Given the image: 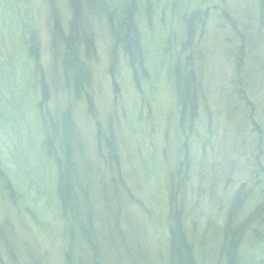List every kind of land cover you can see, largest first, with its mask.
I'll list each match as a JSON object with an SVG mask.
<instances>
[{
  "label": "rangeland",
  "instance_id": "rangeland-1",
  "mask_svg": "<svg viewBox=\"0 0 264 264\" xmlns=\"http://www.w3.org/2000/svg\"><path fill=\"white\" fill-rule=\"evenodd\" d=\"M51 2L55 3L54 11L57 13L48 11ZM82 3L83 27L86 28L89 36L93 37L96 49V55L91 60L92 82H90L95 108L99 113L98 116L105 120L111 115L110 109L117 95L116 108L120 111L123 109L121 114L123 119L120 117V120L122 119V127L127 138L125 152H130L129 158H125L127 162L123 161L126 162L123 171L128 177L127 180L129 179L133 185L143 184L144 190L138 191L143 198L149 194L148 192L154 193L155 197H158L157 193L161 196L166 193L169 188V183L166 184L167 161L172 165V169L183 156L187 155L193 167L195 160H200L202 157L206 165L205 174L209 171L211 177L215 169L209 164V159L216 153L222 155V152L233 154L234 157L235 152L231 149L234 143L240 146V154L243 156L248 146L256 150L261 142L263 157L264 18H262L260 1L82 0ZM70 5V0H0V157L5 177L12 187V189L11 187L6 190L0 189V219L7 217L13 231L21 237L19 240L23 242L22 246L25 243L29 245L30 240L32 244L36 241L43 254L45 250L59 246L53 239L54 233L51 230L60 227L59 222L62 221L61 210L58 208L55 213L57 208L55 203L61 198L56 191L58 161L57 158L47 161L39 156L40 151H45L44 148L43 150L40 148L42 144L39 136H36L37 130H34V128L38 129L39 125L37 117L33 115V107L35 105L34 108L37 109L39 99L37 104L33 105L34 95L28 93L27 96L23 92L22 84L32 92L36 87L30 82L29 76L27 79L24 78L28 62H23V59L27 56L28 48L21 43L20 36L23 37L22 32L27 31L28 28L36 33L39 42L38 60L43 66L40 69L43 75L46 73L41 81L51 85L50 71L57 75L56 79L61 75L62 70L59 65L52 66L55 52L49 47L48 36L51 28L48 22H51L52 13V15L58 14L52 16L54 23L58 22L56 19L59 17L63 25L66 24L70 20L69 14L72 13ZM191 12L192 15L189 17ZM127 13L133 16L140 37L139 47L143 52V58L132 62L123 52V45L116 47L112 44V32L116 31L114 23L126 17ZM224 13L229 15L233 25L223 23L221 16ZM191 21L195 22L193 26L196 27V30L193 28L196 42L192 43V46L198 45L199 48L200 55L196 57V67L202 64L203 72L200 78L204 96L197 100L198 115L194 120L196 132H189L187 148L183 149L178 147V143L173 142L176 140L175 127L178 116L171 108L174 86L171 89L169 78L172 76V63L177 62L178 59L179 62L186 60L188 56L189 49L183 43L185 38L183 36L185 26ZM24 25L28 27L24 28ZM85 46L82 41L79 46L82 56L86 51ZM60 49L64 51L59 45V51ZM114 49L117 51L114 52ZM240 49L246 50L247 60L243 71L238 75L235 73V59ZM62 55H59L62 60L58 61L64 62L65 57ZM21 56L23 57L20 58ZM18 58L22 63H19ZM11 63L15 64L12 70ZM9 78L17 84L13 87L14 103L8 102L5 97L8 95L11 99L8 94L12 90ZM238 80H244L245 86H248L245 94H249L253 102L252 111L241 99L233 100L230 97V94L238 93L240 84ZM235 101L238 103L237 112L233 109L237 107ZM51 105H49L50 112L54 113L56 107ZM73 116L80 125V133L85 143L91 131L89 129H92L93 117L81 108V103L73 110ZM235 124L241 125L235 126ZM208 136L211 137V141L202 146L203 140ZM174 144L175 146H172ZM139 154L142 157H139ZM164 157H167L166 160H163ZM50 158L53 156L50 155ZM235 158L238 160L233 164L215 162L216 172L222 175L219 172L222 171L227 175L232 171V175L235 173L239 182L241 179L246 180L249 176V165H244L237 156ZM262 160L264 161V158ZM193 170L197 175L203 172L199 169ZM242 175L246 177L243 178ZM204 184L208 190L209 180ZM232 186L236 188L237 183ZM13 190L16 192L12 197ZM215 192L219 196L218 200L221 199L224 193L223 183ZM78 198L81 199L79 191L75 193V202L69 204V207L74 206L72 210L75 213L81 212L77 207L80 201ZM250 198L255 199L254 194ZM204 207L205 205L201 203L198 223L205 222L211 215L206 213ZM63 208L65 214L67 206L63 205ZM162 208H164L163 203ZM161 212L155 214L161 216L163 214ZM56 236H58L57 231Z\"/></svg>",
  "mask_w": 264,
  "mask_h": 264
},
{
  "label": "trees",
  "instance_id": "trees-1",
  "mask_svg": "<svg viewBox=\"0 0 264 264\" xmlns=\"http://www.w3.org/2000/svg\"><path fill=\"white\" fill-rule=\"evenodd\" d=\"M70 1L72 13L70 12V20L66 24L63 25L59 17L56 19L58 22L54 23L52 16L58 14L52 13L51 22H48L51 28L48 36L49 47L55 52L52 66L59 65L62 70L56 79L57 75L50 71L51 85L41 81L46 73L44 71L43 75L40 69L43 66L38 60L39 42L36 33L28 28L22 32L23 37L20 36L21 43L28 48L27 56L23 59V62H28L24 78L29 76L30 82L36 87L32 92L22 84L23 92L27 96L28 93L34 95L33 105L38 103L37 109L34 108L35 105L33 107V115L37 117L39 127L34 130H37L36 136L40 138V148L46 151H40L39 156L47 161L56 158L58 161L56 191L61 198L55 203V213L58 208L61 210L62 221L59 220L60 227L51 230L54 233L53 239L59 246L45 250L44 254L36 241L32 244L30 240L29 245L25 243L22 246L23 242L19 240L21 237L13 231L6 217L0 219V264H264V155L262 157L261 142L256 150L248 146L243 156L240 154V146L236 143L231 148L235 152L234 157L226 152H222V155L216 153L208 161L215 169L211 177L209 171L205 174L206 165L202 157L195 160L193 167L187 155L180 158L181 161L172 169V165L167 161L166 184L169 183V188L166 193L162 196L157 193L158 197H155L154 193L148 192L150 195L144 194L143 198L138 193L139 189L144 190L143 184L133 185L123 171V165L127 162L125 158H129L130 152H125L127 138L121 121L123 109L120 111L116 108L117 95L110 109L111 115L108 114L105 120H102L96 111L90 83L91 60L96 55V49L93 37L89 36L83 27L82 0ZM258 1L264 18V0ZM54 4L51 2L48 11L57 13L54 11ZM191 15L192 12L189 17ZM132 17L131 13H127L126 17L114 23L116 31L112 30V44L116 47L123 45V52L131 62L143 58L139 47L140 37ZM221 18L223 23L233 25L229 15L224 13ZM194 24L195 22L191 21L184 29L183 43L189 49L188 56L186 60L179 62L178 59L172 63L173 71L169 78L171 89L174 86L171 108L178 116L175 127L176 140L173 142L183 149L187 148L191 131L196 132L194 120L198 115L197 100L204 96L200 78L203 72L202 64L196 67V57L200 55L199 48L198 45L192 46V43L196 42ZM28 26L24 25V28ZM82 41L86 44L83 56L79 47ZM59 45L64 51H59ZM59 55L65 57L64 62L58 61L62 60ZM237 55L235 73L239 75L244 64L246 65V50H238ZM20 58L18 61L22 63ZM11 65L12 70L15 64ZM8 80L12 88L8 94L12 99L13 87L17 84L13 83L11 78ZM238 81V93H229L230 97L233 100L241 99L252 111L253 102L250 95L245 94L248 86H245L244 80ZM5 97L8 102L14 103V98L11 100L8 95ZM80 103L81 108L93 117L92 129H89L91 133L87 135L85 143L80 133V125L73 116V110L79 107ZM235 104L237 107L233 109L237 112L238 103L235 101ZM49 105L56 107L54 113L50 112ZM210 138H205L202 146L210 142ZM50 155L53 158H50ZM202 156L204 157L203 153ZM235 156L250 168L247 179H241L240 182L235 173L232 175V171L227 175L219 171L222 173L220 175L215 167V162H237ZM139 157H142L141 154ZM1 165L0 157V189L6 190L11 185ZM193 169L203 172L197 175ZM208 180L210 187L207 190L204 183ZM234 182L237 183L236 188L232 186ZM221 183L224 193L218 200L219 196L215 191H218ZM78 191L81 199L78 198L80 201L77 207L81 212L75 213L72 210L74 206L69 207V204L75 202V193ZM15 192L13 190L11 193L12 197ZM252 194L255 199L250 198ZM201 203L205 205L206 213L211 215L205 222L198 223ZM62 204L67 206L65 214ZM157 212L163 214L158 216L155 214Z\"/></svg>",
  "mask_w": 264,
  "mask_h": 264
}]
</instances>
